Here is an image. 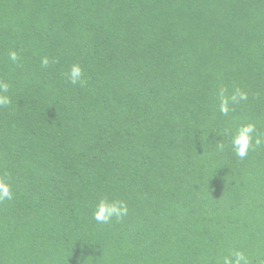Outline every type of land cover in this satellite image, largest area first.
I'll return each mask as SVG.
<instances>
[{
    "label": "trees",
    "instance_id": "16d2710c",
    "mask_svg": "<svg viewBox=\"0 0 264 264\" xmlns=\"http://www.w3.org/2000/svg\"><path fill=\"white\" fill-rule=\"evenodd\" d=\"M0 82V264H264V0H0Z\"/></svg>",
    "mask_w": 264,
    "mask_h": 264
},
{
    "label": "clouds",
    "instance_id": "9594fccd",
    "mask_svg": "<svg viewBox=\"0 0 264 264\" xmlns=\"http://www.w3.org/2000/svg\"><path fill=\"white\" fill-rule=\"evenodd\" d=\"M10 59L16 61L18 59L15 52H11ZM49 63L47 58L42 60L43 65ZM83 73L79 65H73L67 74V78L70 83L77 84L83 83ZM8 85L7 83L0 82V106H6L11 103L10 98L5 95L7 93ZM225 89H220V102L219 110L223 114H227L229 111V104H236L242 100H247L248 95L246 92L236 89L231 96L224 95ZM254 131L252 125H243L241 126L235 135L232 138V147L237 156L243 158L246 156L250 142H251V133ZM259 143V141H257ZM222 147V145H219ZM13 198V193L8 183L3 179H0V201L5 199L11 200ZM128 209L127 206L121 202L109 203L106 200H100L96 206V211L94 212V218L99 222L107 223L112 217L120 218L127 215ZM247 264V260L243 254L236 252L234 253V258L225 257L224 264H241V262Z\"/></svg>",
    "mask_w": 264,
    "mask_h": 264
}]
</instances>
